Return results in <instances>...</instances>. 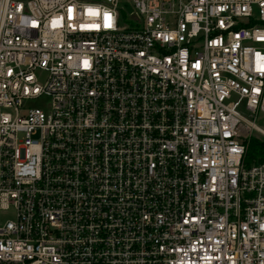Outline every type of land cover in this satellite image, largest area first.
Listing matches in <instances>:
<instances>
[{
  "label": "built area",
  "instance_id": "built-area-1",
  "mask_svg": "<svg viewBox=\"0 0 264 264\" xmlns=\"http://www.w3.org/2000/svg\"><path fill=\"white\" fill-rule=\"evenodd\" d=\"M260 114L264 0H0V264H264Z\"/></svg>",
  "mask_w": 264,
  "mask_h": 264
},
{
  "label": "trees",
  "instance_id": "trees-1",
  "mask_svg": "<svg viewBox=\"0 0 264 264\" xmlns=\"http://www.w3.org/2000/svg\"><path fill=\"white\" fill-rule=\"evenodd\" d=\"M248 162H255L257 160L264 159V141H261L256 138H252L249 141V146L247 150V157Z\"/></svg>",
  "mask_w": 264,
  "mask_h": 264
},
{
  "label": "rangeland",
  "instance_id": "rangeland-1",
  "mask_svg": "<svg viewBox=\"0 0 264 264\" xmlns=\"http://www.w3.org/2000/svg\"><path fill=\"white\" fill-rule=\"evenodd\" d=\"M48 105V98L46 97H39L37 99H33L30 100L28 102V106L33 107V108H37V107H47ZM257 123L262 126L264 128V115L260 114L258 119H257ZM4 219H12L14 217L13 211H10L9 213H6L4 216Z\"/></svg>",
  "mask_w": 264,
  "mask_h": 264
}]
</instances>
